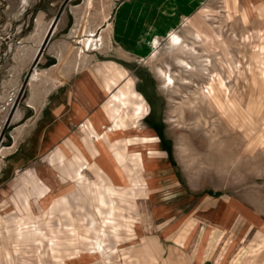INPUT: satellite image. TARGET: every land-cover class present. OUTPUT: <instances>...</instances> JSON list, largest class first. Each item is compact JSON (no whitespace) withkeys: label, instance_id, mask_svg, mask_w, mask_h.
Instances as JSON below:
<instances>
[{"label":"rangeland","instance_id":"1","mask_svg":"<svg viewBox=\"0 0 264 264\" xmlns=\"http://www.w3.org/2000/svg\"><path fill=\"white\" fill-rule=\"evenodd\" d=\"M39 258L264 264V0H0V264Z\"/></svg>","mask_w":264,"mask_h":264},{"label":"bare ground","instance_id":"2","mask_svg":"<svg viewBox=\"0 0 264 264\" xmlns=\"http://www.w3.org/2000/svg\"><path fill=\"white\" fill-rule=\"evenodd\" d=\"M192 34L194 37H196L199 40H202L204 43H206L205 42L206 39L210 38V36L206 32L202 33L198 28H196L194 30V32H192ZM170 37H171L170 40H171L172 46L175 47L176 49H178L179 53H182V54H189L190 53L189 51H191V50H189V48H188L189 46L182 43V40L180 39L179 35H177L175 32H171ZM151 41H154V45H155L156 39H154V38L150 39V42ZM150 42L136 41L135 44L137 47H142L143 49H145L147 51L148 48H149V50L151 49L152 42L151 43ZM83 43H84L83 47L86 49H88L90 47V45L92 44L91 39H88V38L83 40ZM176 59L178 61V65L180 67L185 65L186 68L191 69V66H189L188 63L185 62L184 58L177 57ZM160 72L163 73L165 76L166 85L167 86L172 85L173 84L172 76L170 74H166L162 69H160ZM90 77L88 80H86L87 82L90 83L89 86L84 88L85 91L82 90L81 88H79L80 91L77 92V95L79 98L81 97L79 94L84 95V98H89L90 100H92V102H94L95 101L94 98L96 99V95L98 94V91H97V87L95 86L96 85L95 82L92 83V80L90 79ZM86 81H84V82H86ZM221 84H223V83L221 82ZM222 88H224V90H222V91H224V93H226L227 87L222 85ZM211 91H212V93L209 91V93L211 94L209 96L210 104L217 107V108L221 107L222 110H225L227 112L228 107L226 106L224 99H223V97H225L226 94L222 95V93H221L222 91L220 92V89L218 90L216 87H211ZM133 93L135 94V92H133ZM137 106H138L137 109H143L142 105L138 104ZM105 121L107 122V120H105ZM115 123H116L115 125L112 124L111 126H109V125H104L103 122H99V121H96L94 119H91V120H89V123L88 122L82 123L81 133H86V135L88 137L91 135L90 131L98 130V132L96 133L97 135H95V136H97V138H102V139H100L101 140L100 142H104V143L108 142L109 143L110 142V140L108 138L109 133L116 132L121 127L123 121H118V122L115 121ZM26 224H28V223L26 222L24 225L20 224V227H17V230L16 229L15 230L7 229V231L4 233V237H3L4 241L5 242H11V240L15 238V233H19V236H18L19 240H21V241L26 240V242H27V243H25L26 245L30 244L31 246H29V247L36 245V243L38 241V238H37L38 234L32 233L34 230L31 229L29 224L28 225H26ZM14 245L16 246V244H14ZM35 247L37 248V246H35ZM4 253H3V256H1V259L7 260L8 258H6V256L10 255L11 252L6 253V251H4ZM39 259H40V264H42L41 258H39ZM7 262H8V260H7Z\"/></svg>","mask_w":264,"mask_h":264},{"label":"water","instance_id":"3","mask_svg":"<svg viewBox=\"0 0 264 264\" xmlns=\"http://www.w3.org/2000/svg\"><path fill=\"white\" fill-rule=\"evenodd\" d=\"M59 15H60V11L58 12L57 16H56V17L54 18V20L52 21L51 26H50V28L48 29L47 33H46L45 39L43 40V43H42L41 47L39 48L38 53H37V55H36V57H35V62H34V64H36V62H37V60H38V57H39L40 54L42 53V50L44 49V47L46 46V44L48 43L49 38H50V36H51V34H52V30H53V28L55 27V25H56V23H57V19H58V16H59Z\"/></svg>","mask_w":264,"mask_h":264},{"label":"trees","instance_id":"4","mask_svg":"<svg viewBox=\"0 0 264 264\" xmlns=\"http://www.w3.org/2000/svg\"><path fill=\"white\" fill-rule=\"evenodd\" d=\"M146 96V95H145ZM147 99H148V97H146ZM148 101H149V99H148ZM150 102V101H149ZM159 134H161V132L160 131H158V127L156 126V125H153L152 126Z\"/></svg>","mask_w":264,"mask_h":264}]
</instances>
